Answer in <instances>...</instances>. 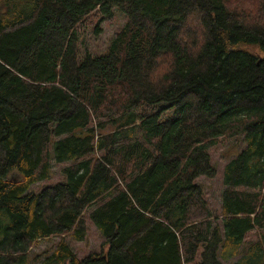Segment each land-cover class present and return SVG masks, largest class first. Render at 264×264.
<instances>
[{"label": "trees", "instance_id": "1", "mask_svg": "<svg viewBox=\"0 0 264 264\" xmlns=\"http://www.w3.org/2000/svg\"><path fill=\"white\" fill-rule=\"evenodd\" d=\"M116 11L126 22L107 53L81 57L78 26ZM239 137L215 214L196 180ZM52 159L71 163L67 181L29 192ZM86 217L110 248L79 260L66 240L87 238ZM254 230L264 0H0V264H264Z\"/></svg>", "mask_w": 264, "mask_h": 264}, {"label": "rangeland", "instance_id": "2", "mask_svg": "<svg viewBox=\"0 0 264 264\" xmlns=\"http://www.w3.org/2000/svg\"><path fill=\"white\" fill-rule=\"evenodd\" d=\"M115 16L111 20H104L100 22L99 28L95 26L97 19L90 18L85 20L78 26V33L80 36V48L79 54L85 55V52H88L94 56H101L107 53L109 50L111 41L118 32L122 29L126 22V17L119 12H114ZM108 132V130L103 131ZM55 141V139H54ZM244 147L243 140L239 137L237 140H221V142L212 148L210 151L213 164L218 169V175L214 178H205L200 177L196 180L197 183H200L204 186L205 190V199L208 204L210 210L213 213L220 212L222 210V202L223 201V192L227 188V185L223 181L224 179V169L230 160L235 157V154ZM51 154L53 156V150H51ZM50 177L34 183L29 192H33L34 194L40 193L45 187L55 185L62 181H67L64 176V170L66 167L70 166V162L57 163L54 159H52ZM9 181L12 184H17L21 182L20 176L14 173L9 177ZM85 221L88 225V236L84 241H75L72 238L67 237L68 247L72 248L73 253L79 260L86 258L91 254H99L102 251L107 252L110 248L108 243H105L99 229L94 225L88 218H85ZM262 236H264L263 231L254 230L249 232L246 235V244L248 243H256V241H261ZM61 241V238L56 236L52 237L49 240H42L37 245L31 248V258L34 259L35 255L42 254L45 251L51 252L55 249L57 244ZM45 258V256L43 257ZM237 260V259H234ZM232 260V262L234 261ZM250 260V259H245ZM66 264V263H65ZM70 264V263H67ZM253 264V263H252Z\"/></svg>", "mask_w": 264, "mask_h": 264}]
</instances>
